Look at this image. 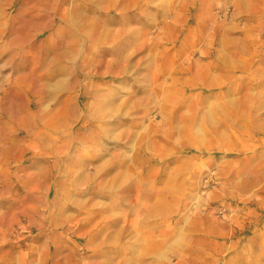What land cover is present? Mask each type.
<instances>
[{
  "label": "rangeland",
  "instance_id": "1",
  "mask_svg": "<svg viewBox=\"0 0 264 264\" xmlns=\"http://www.w3.org/2000/svg\"><path fill=\"white\" fill-rule=\"evenodd\" d=\"M0 264H264V0H0Z\"/></svg>",
  "mask_w": 264,
  "mask_h": 264
},
{
  "label": "bare ground",
  "instance_id": "2",
  "mask_svg": "<svg viewBox=\"0 0 264 264\" xmlns=\"http://www.w3.org/2000/svg\"><path fill=\"white\" fill-rule=\"evenodd\" d=\"M64 84H65L64 80H63V82H58V83H56V81L55 82H50L48 84V87L50 89H48V90H49V92H51V94L55 93L54 92V91H56L55 88L57 89L59 86L64 85ZM12 96H13V98L15 97L14 94H12ZM67 114H68V112H67V109H66V105L64 104L63 108L60 109V111L58 113V116H62L63 117V116H67Z\"/></svg>",
  "mask_w": 264,
  "mask_h": 264
}]
</instances>
